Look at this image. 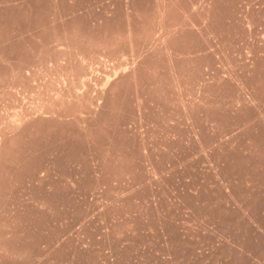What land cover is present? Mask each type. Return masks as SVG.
Here are the masks:
<instances>
[{"label":"rangeland","instance_id":"obj_1","mask_svg":"<svg viewBox=\"0 0 264 264\" xmlns=\"http://www.w3.org/2000/svg\"><path fill=\"white\" fill-rule=\"evenodd\" d=\"M0 264H264V0H0Z\"/></svg>","mask_w":264,"mask_h":264}]
</instances>
